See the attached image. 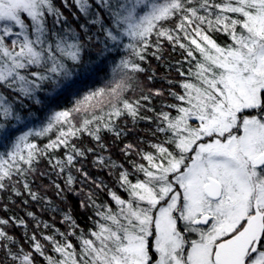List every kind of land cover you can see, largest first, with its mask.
<instances>
[{
    "label": "snow or ice",
    "instance_id": "snow-or-ice-1",
    "mask_svg": "<svg viewBox=\"0 0 264 264\" xmlns=\"http://www.w3.org/2000/svg\"><path fill=\"white\" fill-rule=\"evenodd\" d=\"M9 190L0 264H264V0H0Z\"/></svg>",
    "mask_w": 264,
    "mask_h": 264
},
{
    "label": "trees",
    "instance_id": "trees-1",
    "mask_svg": "<svg viewBox=\"0 0 264 264\" xmlns=\"http://www.w3.org/2000/svg\"><path fill=\"white\" fill-rule=\"evenodd\" d=\"M215 38L217 39V42L222 43V38L224 40H226V37H223L219 34H217L215 36ZM165 56V60L166 61H171L173 64L175 63L176 60H180L182 59L180 52L177 51L175 53H172L170 48L165 51L164 53ZM149 59L151 60L153 66L156 68V71L159 75H163L165 74V69L164 67H161L157 64V62L152 59L151 57H149ZM107 72V69H105V72L100 73V75L96 78L95 83L92 84V87H97V86H101L103 83V77L105 76V73ZM171 78H177V74L173 71L171 74ZM162 86V82L160 80H157L154 84L151 85V87H161ZM164 87H167L166 84L163 85ZM171 102V101H170ZM159 106H160V101L158 98H154V103H153V107H155L157 110H159ZM119 125L121 127H126V128H131L132 127V123L130 120H127V118H121L118 121ZM146 125L145 124H140L137 127V130L134 132H129L128 135L126 137H122L119 141H115V146H113V141L115 140V137L111 136V134H105L104 140L105 143H107L110 148H111V154L113 156L114 159L118 160V161H123L125 164V167H130V165L128 164L127 159L120 153L119 149L120 147L123 146L124 143H133V144H138V141L140 139H145L147 140L148 137L145 136L144 132L141 131V129L145 128ZM46 140L43 141H39V143L41 144V146L43 145V143H46ZM81 145L84 147H90V146H94V142L91 140L90 137H83L81 140ZM140 147H143L145 149H147V143L145 144H140L138 145ZM131 159H137L135 157V155H133L131 157ZM42 168H46L47 164L46 162L43 163L41 165ZM95 170H93V175H95ZM103 175V174H102ZM106 178V177H105ZM44 183H47V181H43ZM40 181H37V184H39ZM119 191V190H117ZM121 195H126L124 193H120ZM49 195H51V192H49ZM25 197H15L12 195L11 191H4V192H0V218H9V217H23L25 214V208H29L30 210L33 211H37L38 212V205L32 203L28 206H25L22 204V199H24ZM108 201V197L105 194H101L100 196V201L101 203H104ZM112 207H115V205H112ZM38 215H41V218L43 220H48L49 217L47 215L44 214H40L38 212ZM88 215H91V212H86V213H80L77 210V220L80 224V227L84 230H87L88 228H90L92 226V222L90 220H87L86 217ZM25 219H27L25 217ZM29 224V233L31 234V231L33 230V225L31 221H28ZM56 227L59 228L61 231L64 230L63 226L60 225L59 223L56 224ZM9 231L15 235L17 238L21 237V229L16 228V227H12L9 229ZM21 243H23V240L21 239ZM24 247L27 249L28 245H24Z\"/></svg>",
    "mask_w": 264,
    "mask_h": 264
},
{
    "label": "rangeland",
    "instance_id": "rangeland-1",
    "mask_svg": "<svg viewBox=\"0 0 264 264\" xmlns=\"http://www.w3.org/2000/svg\"><path fill=\"white\" fill-rule=\"evenodd\" d=\"M225 39V38H224ZM223 38H222V43H225V42H227V40H224Z\"/></svg>",
    "mask_w": 264,
    "mask_h": 264
}]
</instances>
